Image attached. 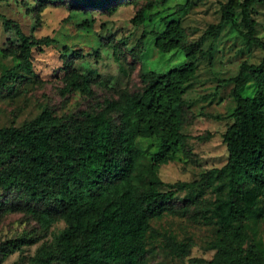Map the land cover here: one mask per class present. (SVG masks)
Returning a JSON list of instances; mask_svg holds the SVG:
<instances>
[{
	"label": "trees",
	"instance_id": "obj_1",
	"mask_svg": "<svg viewBox=\"0 0 264 264\" xmlns=\"http://www.w3.org/2000/svg\"><path fill=\"white\" fill-rule=\"evenodd\" d=\"M74 1L73 6L117 10L113 0ZM261 1L228 0L221 22H237L239 10L243 37L264 50L251 13L252 6ZM162 20L165 27L154 35L155 48L163 53L183 49L186 61L165 72H144L143 90L119 103V128L104 110L88 113L63 136L64 125L59 127L61 120L49 109L24 127L0 128V189L21 187L31 200L55 198L61 204L65 225L51 244L41 246L31 257V264H142L153 249L149 240L154 237L163 238L171 254L186 256L191 242L154 228L151 218L161 213L160 202L207 186L218 191L209 208L217 232L209 242V248L215 250L210 264H264V234L259 230L264 223V56L259 63L244 62L239 73L229 78L235 84L236 107L233 122L222 135L229 151L227 163L204 172L198 180L166 182L159 172L173 158L175 146L187 137L180 129L179 103L197 75L198 65L194 45H185L180 20L169 16ZM145 21L144 9L132 18L134 24ZM5 26L13 27L18 37L20 68L32 72L33 50L50 46L56 39L27 35L11 19L5 18ZM144 38L145 33L140 44ZM20 76V72L8 70L0 75V86L15 83ZM88 78L87 74L81 82L75 76L69 85L88 89ZM251 80L256 89L246 95ZM147 136L157 138L160 146L143 163L144 151L135 140ZM43 211L39 212L41 221L51 224L54 218Z\"/></svg>",
	"mask_w": 264,
	"mask_h": 264
},
{
	"label": "rangeland",
	"instance_id": "obj_2",
	"mask_svg": "<svg viewBox=\"0 0 264 264\" xmlns=\"http://www.w3.org/2000/svg\"><path fill=\"white\" fill-rule=\"evenodd\" d=\"M227 1L113 0L117 10L109 12L103 7L73 6L74 0H0V75L8 70L21 73L15 83L0 86V128L24 127L44 109L61 120L63 136L88 113L104 110L119 128V103L143 90L142 74L165 72L186 61L183 49L163 53L154 46V35L165 27L162 18L169 16L182 23L185 45H194L198 72L179 103L180 129L187 137L175 146L173 158L161 167L159 176L166 182L198 180L204 172L222 167L229 158L222 135L233 122L231 114L236 107L235 84L229 78L239 73L244 62L259 63L264 56L263 49L243 37L239 10L237 22H221ZM141 9L146 21L134 24L132 18ZM251 13L257 35L264 40V0L255 3ZM5 18L17 22L27 35L56 39L50 46L33 50L32 72L20 68L18 37L13 27L5 26ZM215 25L220 27H212ZM87 74L88 89L69 85L71 78L83 82ZM255 89L251 80L244 94ZM135 141L144 151L143 163L149 162L160 146L153 136ZM217 194L207 186L160 202L162 211L151 218L152 226L191 242V248L186 256H175L164 246L163 238L154 237L149 240L153 249L142 264H210L215 250L209 248V242L217 232L209 208ZM54 199L31 200L21 187L0 189V264H31L38 249L52 243L54 234L65 225L61 204ZM43 210L54 218L49 225L39 217ZM259 230L264 234V223Z\"/></svg>",
	"mask_w": 264,
	"mask_h": 264
}]
</instances>
